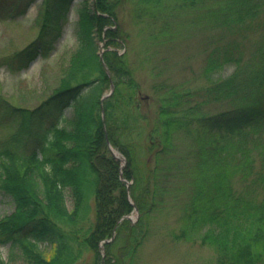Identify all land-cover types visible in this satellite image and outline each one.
Instances as JSON below:
<instances>
[{
	"label": "trees",
	"instance_id": "obj_1",
	"mask_svg": "<svg viewBox=\"0 0 264 264\" xmlns=\"http://www.w3.org/2000/svg\"><path fill=\"white\" fill-rule=\"evenodd\" d=\"M67 1L43 0V8L60 11L41 15L35 46L11 58L10 69H23L50 51L66 22ZM206 1L85 0L71 7L77 16L75 46L56 90L34 110L0 102L13 118L12 132L0 138V192L15 209L0 220V246L9 245L10 258L101 264L99 243L115 231L114 240L104 244V264H136L148 235L147 216L161 203L160 183L190 158L194 182L183 235L200 232L201 243L217 252V264H264V35L246 58L233 42L218 40L205 49L207 84L188 92L168 89L150 120L145 137L151 141L142 149L135 138L148 125V114L139 113L143 100L126 54L113 48L128 38L119 26V7L129 4L136 18L144 12L151 19L168 14L169 20ZM216 1L204 16L221 30L239 35L264 19V0ZM100 39L108 42L102 60ZM226 64L232 73L212 79ZM110 82L113 92L101 103L97 95ZM218 103L230 107L207 110ZM109 144L124 155L122 167ZM141 153L152 154V164ZM236 175L237 191L231 186ZM128 197L139 211L135 223L124 219L133 211Z\"/></svg>",
	"mask_w": 264,
	"mask_h": 264
},
{
	"label": "rangeland",
	"instance_id": "obj_2",
	"mask_svg": "<svg viewBox=\"0 0 264 264\" xmlns=\"http://www.w3.org/2000/svg\"><path fill=\"white\" fill-rule=\"evenodd\" d=\"M81 1L83 0L67 1L69 9L66 11V22L56 39L51 40L50 51L46 55L38 54L23 69L15 67L13 70L9 67V64L14 63V59L11 61V58L35 46L40 33L41 15L48 13L50 16L60 9L43 8V0H0V102L2 104L6 102L14 107L34 110L53 94L59 85L62 70L67 65L69 53L75 46L77 16L71 7ZM216 5V0H207L197 9L177 12L169 20L168 14L164 19H151L144 12L142 17L136 18L129 4L123 5L125 9H122L123 6L117 9L119 26L128 38L125 43L113 48L119 54H126L133 78L140 90L139 97L143 100L142 103L140 101L138 103L139 113L148 114V125L143 121V133L135 138L136 144L141 146V149L151 141L150 138L145 137L152 128L150 120L155 117L153 113L158 111L161 97L168 95V89L188 92L198 90L207 84L202 73L205 65V49L211 48L218 40L233 42L240 46L246 58L253 45L264 35V19L259 28L249 32H238L239 35L215 27L205 19L204 13ZM98 44L100 50H103L108 42L100 39ZM232 70L233 67L226 64L218 72L211 74V78H225L232 73ZM113 89L114 87L112 89L109 87L103 93H98L97 100L102 102L103 96L110 95ZM229 107L227 103L209 104L207 110L210 113L220 112ZM2 111L0 109V138L12 132V128L8 125L13 122V118ZM64 115L71 118V108H67ZM13 131L16 132L17 127ZM120 139L122 142V137ZM117 152L119 157L124 158L121 152L118 150ZM142 153L140 154L142 160H149L151 163L152 154ZM120 159L121 157L119 158L121 162L123 159ZM184 161L180 162L183 163L181 170L178 169L174 175H169L160 183L161 190L163 187L164 191L162 190V196L156 199L161 203L156 204L151 214L147 216L148 235L139 247L136 264L218 263L217 252L209 245L201 243L200 232L192 238L188 234L183 235L187 221L184 213L194 182L189 173L192 160L184 158ZM230 166L229 162L227 168ZM231 186L235 191L240 189L237 175L231 178ZM67 205L69 206L68 201ZM14 210L12 200L0 192V220L11 215ZM139 217V211H132L131 223L137 222ZM0 258L5 264H26L17 255L10 258L8 244L0 246Z\"/></svg>",
	"mask_w": 264,
	"mask_h": 264
},
{
	"label": "bare ground",
	"instance_id": "obj_3",
	"mask_svg": "<svg viewBox=\"0 0 264 264\" xmlns=\"http://www.w3.org/2000/svg\"><path fill=\"white\" fill-rule=\"evenodd\" d=\"M99 54H100V52H98V56H99ZM104 64V63H103ZM105 68H106V72H107V67L105 66ZM108 73V75L110 76V72L108 71L107 72ZM110 86H114L113 85V83H112V85H110ZM105 99H107L108 97H104ZM104 101V100H103ZM102 101V102H103ZM101 102V103H102ZM108 148H109V150H110V153L112 154V156L114 157V158H116L117 160H119V155H118V153L115 151V148H113L111 145H108ZM124 219H128V218H124ZM129 220V219H128ZM114 237H115V231H113V233H112V236L109 238V239H105V240H102L100 243H99V250H100V257H101V264H104V262H105V249H104V244L105 243H109V242H112L113 240H114Z\"/></svg>",
	"mask_w": 264,
	"mask_h": 264
},
{
	"label": "water",
	"instance_id": "obj_4",
	"mask_svg": "<svg viewBox=\"0 0 264 264\" xmlns=\"http://www.w3.org/2000/svg\"><path fill=\"white\" fill-rule=\"evenodd\" d=\"M100 56H101V54H100ZM101 58H102V57H101ZM107 72H108V70H107ZM110 87L112 88V86H110ZM133 206H134V205H133ZM134 210L137 211L135 206H134ZM126 218L130 219L131 217L128 216V217H126Z\"/></svg>",
	"mask_w": 264,
	"mask_h": 264
}]
</instances>
